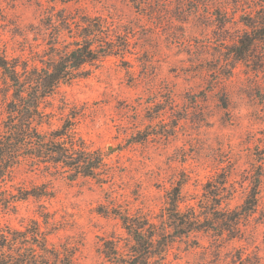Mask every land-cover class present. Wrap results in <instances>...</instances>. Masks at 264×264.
<instances>
[{
    "label": "rangeland",
    "instance_id": "374dc122",
    "mask_svg": "<svg viewBox=\"0 0 264 264\" xmlns=\"http://www.w3.org/2000/svg\"><path fill=\"white\" fill-rule=\"evenodd\" d=\"M259 7L260 0H147L142 10L131 0H0L2 44L14 57L47 47L43 21L62 8L132 27V52L125 56L131 64L109 56L87 66L89 73L61 84L47 106L55 113L51 127L77 112L79 132L111 151L109 179L19 169L17 184L49 183L54 194L20 201L3 220L21 225L39 216L43 204L59 227L51 241L78 243L75 264H109L103 239L127 234L121 219L101 207L155 214L180 180L185 207L196 204L209 180L227 176L235 192L224 204L232 208L259 183L258 208L243 226L244 237L223 240L219 249L212 233L178 238L163 264H240L242 249L264 260V40L245 60L230 53L247 28L242 15ZM2 82L0 73L1 88ZM4 100L0 91V128ZM231 191L228 184L224 193Z\"/></svg>",
    "mask_w": 264,
    "mask_h": 264
},
{
    "label": "trees",
    "instance_id": "16d2710c",
    "mask_svg": "<svg viewBox=\"0 0 264 264\" xmlns=\"http://www.w3.org/2000/svg\"><path fill=\"white\" fill-rule=\"evenodd\" d=\"M131 1L141 10L147 4V0ZM240 20L247 28L230 47L235 60H245L256 43L264 40V0H260L258 9L246 12ZM43 22L49 34L47 47L34 51L31 57L10 56L0 35V73L4 84L0 91L4 92L6 114L0 128V264H75L78 243L51 241L59 227L45 205H40L39 216L21 225L3 218L16 212L20 201L54 194L49 183L32 187L17 184L19 169L69 180L80 176L101 182L109 179L112 166L107 156L111 151L95 147L79 132L77 112L69 113L61 125L51 127L55 113L48 111L47 106L61 84L87 75V66L109 56H120L127 65L131 64L125 58L132 52V27L128 24L113 17L65 8L47 15ZM44 124L50 126L49 130L41 128ZM184 182L180 180L167 190L165 206L155 214L101 207V212L114 213L121 219L127 234L103 239L109 264H163L178 238L199 232L212 233L217 249L223 240L244 237L243 226H247L258 208V181L243 203L234 208L224 204L235 192L227 176L209 180L196 204L185 207ZM228 184L232 191L226 194ZM238 260L240 264H264L258 252L248 253L244 249Z\"/></svg>",
    "mask_w": 264,
    "mask_h": 264
}]
</instances>
